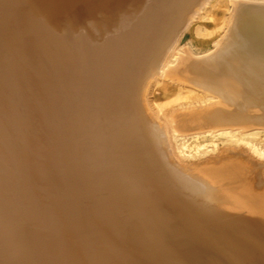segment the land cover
<instances>
[{"label": "bare ground", "instance_id": "bare-ground-1", "mask_svg": "<svg viewBox=\"0 0 264 264\" xmlns=\"http://www.w3.org/2000/svg\"><path fill=\"white\" fill-rule=\"evenodd\" d=\"M210 1H139L110 28L104 23L112 0H104L98 9L105 20L99 14L92 21L98 37L79 33L76 54L60 56L78 108L107 114L110 132L101 138L108 150L96 162L106 165L107 180L118 181L106 191L118 202L107 203L93 187L101 197L94 208L107 212L103 223L90 222L93 231L89 223L80 226L89 236V264H264V4L233 3L223 32L203 35L195 21ZM59 6V0H0L6 40L26 39L32 55L27 62L0 52L9 92L15 94V75L26 65L42 73L39 36L51 28L35 12L57 16ZM159 91L165 104L150 99ZM164 108L169 112L161 116ZM78 132L68 130L62 145L76 191L68 159ZM202 139L212 145L203 154ZM191 141L196 150L188 155ZM205 154L203 162L183 159Z\"/></svg>", "mask_w": 264, "mask_h": 264}, {"label": "rangeland", "instance_id": "rangeland-1", "mask_svg": "<svg viewBox=\"0 0 264 264\" xmlns=\"http://www.w3.org/2000/svg\"><path fill=\"white\" fill-rule=\"evenodd\" d=\"M103 1L59 0L60 11L61 8L63 11L57 16H51L42 8L36 10L37 20H48L51 28L50 33L39 36L42 47L37 50V56L42 73L40 71L37 74L32 67L26 65V72L15 75V94L7 90L5 69L0 66V264H89V236H84L87 232L81 227L85 225L83 223H89V228L93 229L95 225L90 222L103 223L104 213L107 212L102 205L94 208L98 206L101 197L98 194L100 192L93 194V187L102 189L99 191L106 195L107 203L112 199L118 202L117 196L112 197L106 192L112 182L118 181L107 180L104 173L106 165L96 162L108 150L107 141L101 138H107L106 134L110 132L105 123L107 114L102 112L97 117L91 107L86 112L78 108L73 76L63 71L60 59L67 52L70 55L76 54L79 33L87 36L92 33L98 37L92 21L99 14L101 21L105 20L104 14L98 9ZM139 1L166 6L177 0H112V5L107 10L110 19L104 24L114 28L123 14ZM199 1L201 0H193V4H198ZM237 2L264 4V0H211L195 21V30L203 35L211 32L220 35L227 26L232 4ZM192 8L188 9L189 13ZM63 12H66L67 17L62 16ZM79 38L81 40L84 37ZM6 39L4 28L0 27L2 54L12 56L15 52L23 61L32 57L29 55L31 50L25 43L26 39L17 42ZM212 41L209 40L211 43ZM6 72L8 73L7 70ZM95 86L104 87L102 83ZM163 95L164 92L159 91L150 99L155 103L165 104ZM168 112L169 109L164 108L161 116ZM55 114L59 117L56 118ZM79 117H84L81 125L77 124ZM78 127L76 143L71 150V158L68 159L72 179L80 188L76 191V186L72 184L64 168L62 151L65 150H62V145L69 141L67 131L76 129L77 132ZM59 129L60 136L64 134L60 140ZM200 142L202 154L211 149L209 141L202 139ZM193 143L191 141L186 145L190 152L188 155L196 150ZM218 147L222 146L218 144ZM190 157L183 159L203 162L207 155ZM138 159L146 162L144 158ZM92 169L98 171L103 178L90 173ZM77 172L81 174V178ZM78 206L84 210L86 222H81ZM52 226L55 228L52 229ZM45 246L50 248L47 257L43 254Z\"/></svg>", "mask_w": 264, "mask_h": 264}]
</instances>
